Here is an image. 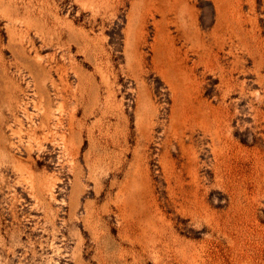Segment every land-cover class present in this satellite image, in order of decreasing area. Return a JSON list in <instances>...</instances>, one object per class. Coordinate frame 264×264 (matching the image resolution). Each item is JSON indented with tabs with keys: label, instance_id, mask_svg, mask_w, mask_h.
<instances>
[{
	"label": "rangeland",
	"instance_id": "obj_1",
	"mask_svg": "<svg viewBox=\"0 0 264 264\" xmlns=\"http://www.w3.org/2000/svg\"><path fill=\"white\" fill-rule=\"evenodd\" d=\"M0 264H264V0H0Z\"/></svg>",
	"mask_w": 264,
	"mask_h": 264
},
{
	"label": "bare ground",
	"instance_id": "obj_2",
	"mask_svg": "<svg viewBox=\"0 0 264 264\" xmlns=\"http://www.w3.org/2000/svg\"><path fill=\"white\" fill-rule=\"evenodd\" d=\"M253 29V28H252ZM238 34V33H237ZM260 35V34H259ZM255 40V39H254ZM242 46V45H241ZM244 48V47H243ZM256 48V47H255ZM256 50V49H255ZM247 53V52H246ZM255 59V58H254Z\"/></svg>",
	"mask_w": 264,
	"mask_h": 264
}]
</instances>
